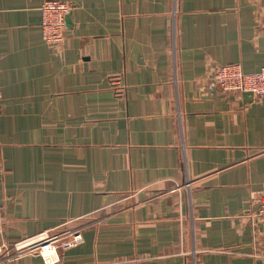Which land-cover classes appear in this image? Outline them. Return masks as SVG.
I'll return each instance as SVG.
<instances>
[{
  "label": "crops",
  "instance_id": "0c3cea01",
  "mask_svg": "<svg viewBox=\"0 0 264 264\" xmlns=\"http://www.w3.org/2000/svg\"><path fill=\"white\" fill-rule=\"evenodd\" d=\"M43 1L0 0V244L78 228L62 264H264V96L207 79L264 64V0H60L55 46Z\"/></svg>",
  "mask_w": 264,
  "mask_h": 264
},
{
  "label": "built area",
  "instance_id": "2783aa9c",
  "mask_svg": "<svg viewBox=\"0 0 264 264\" xmlns=\"http://www.w3.org/2000/svg\"><path fill=\"white\" fill-rule=\"evenodd\" d=\"M39 9L42 40L50 46L60 44L64 39V18L71 5L60 0H44ZM207 79L209 87L218 86L226 92H251L253 96H264V64L253 73L243 72L240 63L217 65L207 72ZM1 201L0 198V234L4 227ZM257 211L264 218V196L260 198ZM81 241L82 235L78 228H66L58 232L42 231L10 243H1L0 254L9 257L34 253L40 255L45 264H62L57 248H68Z\"/></svg>",
  "mask_w": 264,
  "mask_h": 264
},
{
  "label": "water",
  "instance_id": "95a60500",
  "mask_svg": "<svg viewBox=\"0 0 264 264\" xmlns=\"http://www.w3.org/2000/svg\"><path fill=\"white\" fill-rule=\"evenodd\" d=\"M64 20H65V24L69 21V18H68L67 15H65ZM242 93H243V97L246 98V99H247V98H248V99H251V98L253 97V95H252L251 92H242Z\"/></svg>",
  "mask_w": 264,
  "mask_h": 264
}]
</instances>
